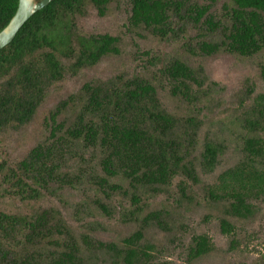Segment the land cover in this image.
Instances as JSON below:
<instances>
[{
    "label": "trees",
    "instance_id": "1",
    "mask_svg": "<svg viewBox=\"0 0 264 264\" xmlns=\"http://www.w3.org/2000/svg\"><path fill=\"white\" fill-rule=\"evenodd\" d=\"M188 1L51 0L0 49V264H87L85 252L94 244L106 246L123 264L156 260L143 224L119 243L92 240L50 199L56 189L83 185L107 216L114 207L107 202L120 194L126 197L120 207L126 209L128 220L139 221L149 191L174 186L181 197L192 194L201 184L198 165L212 170L221 151L220 145L207 141L198 158L192 156L200 124L192 103L203 83L201 68L180 58L163 64L160 57L145 52L124 75L84 82L77 93L49 111L44 116L48 135L22 156L12 157L1 144L7 132L35 118L69 68L76 71L120 54L119 35L77 30L78 18L91 8L104 16L111 4L123 2L129 28L143 27L163 39L174 34L176 19L188 17L198 28L201 23L206 26L208 33L202 36L218 30L223 36L219 45L205 38L198 42V50L206 54L220 46L245 57L264 51V0H228L221 26L212 16L205 17L208 5ZM17 5L18 0H0V29ZM260 68L264 79V63ZM161 80L184 102V114L162 103ZM249 97L236 118L241 158L214 183L202 184V200L218 206L220 230L229 236L234 235L237 222L252 219L259 211L257 204L264 203V92ZM67 106L72 120L59 121ZM73 148L83 152H79L76 168L65 165ZM162 216L161 210H151L141 221L154 220L160 225ZM214 248L207 233H195L187 246V260L205 256ZM161 264L180 263L168 260Z\"/></svg>",
    "mask_w": 264,
    "mask_h": 264
},
{
    "label": "rangeland",
    "instance_id": "2",
    "mask_svg": "<svg viewBox=\"0 0 264 264\" xmlns=\"http://www.w3.org/2000/svg\"><path fill=\"white\" fill-rule=\"evenodd\" d=\"M188 2L208 5L205 17L212 16L215 21L220 22V26L224 23V5L228 0ZM128 15L125 4L119 2L111 4L104 16H98L96 10L91 8L86 16L78 18L77 30L82 34L119 35L122 40L120 54L105 56L95 65H87L76 71L69 68L65 80L49 91L35 118L26 126L9 131L2 137L3 149L12 157H20L47 136L44 116L60 102L67 100L70 94L77 93L84 82L124 75L134 59L145 57V52L160 57L163 64L173 58H180L195 68H201L203 78L202 85L198 87L197 100L192 103L194 112L200 119L192 156L198 158L207 141L220 145L221 149L212 170L198 165L201 184L194 187L193 193L181 197L174 186L159 192L149 191L145 211L139 215V221L128 220L126 209L120 207L121 202H126V197L120 194L107 202L114 207L106 216L94 205L83 185L56 189L50 203L60 208L65 218L79 230L88 232L92 240L104 243H119L123 237L135 231L140 223L143 224L144 237L153 246L156 255V260L151 264H161L168 260L180 264H264V203L257 204L259 211L252 219L237 222L234 235L229 236L220 230L218 206L202 200V184L214 183L223 170L236 164L242 156L241 132L236 118L249 103L251 93L264 92L260 68L264 63V51L245 57L230 53L220 46L219 50L206 54L198 50V42L205 38L208 42L220 43L223 36L219 30L204 37L202 35L207 32L206 26L201 23L202 28H198L185 16L187 19L183 21L176 19L174 34L163 39L143 27L134 30L129 28ZM161 82L162 103L168 110L184 114L187 111L184 102L171 94L169 83L165 80ZM68 108L67 106L60 113L59 121L72 120V113ZM79 152L80 149L73 148V155H66L65 165L76 168ZM151 210L162 211L163 223L158 225L154 220L144 223L141 221L142 216ZM79 217L83 219L80 221ZM202 232L208 234L215 248L205 256L188 261L187 246L191 236ZM84 258L87 264H123L112 252L106 250V246L99 247L97 244L90 246Z\"/></svg>",
    "mask_w": 264,
    "mask_h": 264
},
{
    "label": "water",
    "instance_id": "3",
    "mask_svg": "<svg viewBox=\"0 0 264 264\" xmlns=\"http://www.w3.org/2000/svg\"><path fill=\"white\" fill-rule=\"evenodd\" d=\"M51 0H18L15 12L8 22L0 29V49L9 44L21 26L38 9Z\"/></svg>",
    "mask_w": 264,
    "mask_h": 264
}]
</instances>
